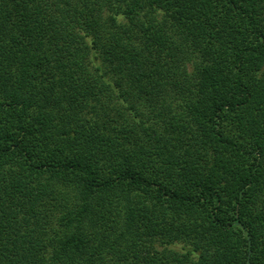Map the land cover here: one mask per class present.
<instances>
[{
	"label": "trees",
	"instance_id": "16d2710c",
	"mask_svg": "<svg viewBox=\"0 0 264 264\" xmlns=\"http://www.w3.org/2000/svg\"><path fill=\"white\" fill-rule=\"evenodd\" d=\"M0 264H264V0H0Z\"/></svg>",
	"mask_w": 264,
	"mask_h": 264
}]
</instances>
